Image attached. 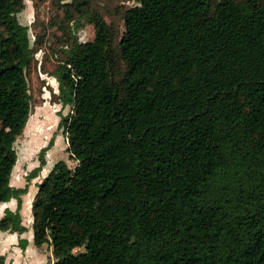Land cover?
Masks as SVG:
<instances>
[{"label": "trees", "instance_id": "trees-1", "mask_svg": "<svg viewBox=\"0 0 264 264\" xmlns=\"http://www.w3.org/2000/svg\"><path fill=\"white\" fill-rule=\"evenodd\" d=\"M136 1L116 47L93 13V40L73 38L55 68L77 163L38 185L33 241L52 264H264V0ZM21 2L0 0V201L17 198L0 226L14 231L32 59Z\"/></svg>", "mask_w": 264, "mask_h": 264}, {"label": "rangeland", "instance_id": "rangeland-1", "mask_svg": "<svg viewBox=\"0 0 264 264\" xmlns=\"http://www.w3.org/2000/svg\"><path fill=\"white\" fill-rule=\"evenodd\" d=\"M136 4V0H22L16 16L28 28L32 51L31 62L24 69L30 110L22 132L14 141L17 159L10 184L18 178L29 181L27 174L39 164L40 149L49 145L50 140L53 144L43 153L49 166L60 159L70 167L77 163L69 157L66 136L58 126L61 116L69 113L71 106L62 107L56 101L55 68L64 59L73 38L78 42L93 40L95 27L88 21L93 13L116 31L115 46L124 30L123 11ZM92 248L82 245L72 251Z\"/></svg>", "mask_w": 264, "mask_h": 264}, {"label": "crops", "instance_id": "crops-1", "mask_svg": "<svg viewBox=\"0 0 264 264\" xmlns=\"http://www.w3.org/2000/svg\"><path fill=\"white\" fill-rule=\"evenodd\" d=\"M51 165L49 166L45 162L35 176L28 178L30 182L18 178L12 184L9 183L16 188L26 186V191L19 196L20 205L18 210L20 224L24 227V230L14 231L0 226V258L3 264H52L54 261L49 243L44 242L41 245H36L33 241L31 213V204L38 185L49 172ZM16 208V197L0 201V218L6 209L15 211Z\"/></svg>", "mask_w": 264, "mask_h": 264}]
</instances>
